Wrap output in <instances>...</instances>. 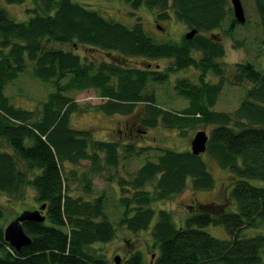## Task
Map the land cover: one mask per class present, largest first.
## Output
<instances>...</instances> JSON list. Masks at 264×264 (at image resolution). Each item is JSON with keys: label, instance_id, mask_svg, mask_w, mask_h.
<instances>
[{"label": "trees", "instance_id": "16d2710c", "mask_svg": "<svg viewBox=\"0 0 264 264\" xmlns=\"http://www.w3.org/2000/svg\"><path fill=\"white\" fill-rule=\"evenodd\" d=\"M129 1L134 7L147 5L158 19L168 18L173 9L179 20L198 32L190 39L185 34L180 42H157L142 21L130 27L75 0H41L46 12L35 10L22 22L0 7V140L12 150L0 148V192L15 196L21 189L32 187L40 206L46 205L44 222L23 223L32 242L20 250L5 238L1 223L5 214L0 209V264H110L94 248L95 243L108 242L117 234L118 225L106 214L105 196H74L71 183L78 178L90 195L91 173L116 170L121 160L140 156L152 147L93 139L91 131L73 128L70 119L72 113L89 109L130 114L139 102L146 103L142 120L146 126L162 122L179 131L199 125L211 127L206 152L234 179L230 195L235 209H225L228 202L219 210L200 203L180 225L170 211L159 210L151 231L153 246L159 252L153 255L152 264H264V233L244 235L246 229L264 223V184L254 182L264 181V71L252 62L239 61L234 81L252 86L234 111L214 109L228 76L219 60L225 55V46L211 32L222 28L227 18L231 19L228 33L238 24L235 16H229L230 1ZM254 2L264 34V0ZM52 10L54 13L49 12ZM51 42L88 45L124 58H169L173 65L167 69L139 68L97 57L90 60ZM30 64L34 75L55 87L38 110L15 105L5 93L6 85ZM190 66L201 70L199 81L183 77L175 85L188 105L181 110L158 106L156 93L149 92L150 84L164 83L172 72ZM209 71L219 77L217 82L206 79ZM88 89L105 101L81 105L71 95ZM154 149L159 152L155 159L147 158L132 179L122 177L119 182L124 193L119 225L134 232L150 227L156 214L152 203L181 193L189 179L196 190L215 186L202 154ZM83 160L90 161L91 172L78 176L75 169L64 171V162L80 164ZM210 224L223 225L230 237L214 236L205 229ZM123 264L146 263L143 253L136 251Z\"/></svg>", "mask_w": 264, "mask_h": 264}, {"label": "rangeland", "instance_id": "374dc122", "mask_svg": "<svg viewBox=\"0 0 264 264\" xmlns=\"http://www.w3.org/2000/svg\"><path fill=\"white\" fill-rule=\"evenodd\" d=\"M88 8L97 10L103 16L126 24L132 27L136 22L142 21L145 30L157 42H180L186 33L191 31L170 9L168 18L158 19L156 12L147 5L134 7L129 0H75ZM230 17L233 15L231 0ZM247 16L245 23H238L231 33H228L231 19L227 18L222 28L214 29L211 33L220 37L225 46V55L220 62L225 64L226 75L228 76L219 99L214 106L215 110L234 111L246 95V90L252 86L250 83L238 84L233 77L237 71L236 64L239 61L252 62L259 70L264 71V34L260 26V17L258 15L254 0H241ZM0 7L5 8L10 17L16 21H28L34 11L46 12L41 6V0H24L21 3H8L6 0H0ZM54 13V10L49 11ZM228 16V17H229ZM242 43V44H240ZM52 46L62 47L66 50H74L84 58L93 60H112L121 61L132 67L167 69L173 65V59L157 58L145 59L140 56L124 58L115 54L113 51L100 52L97 49L90 48L88 45L51 42ZM96 58V59H97ZM201 70L195 66H190L184 70L172 72L169 80L164 83H152L149 92H155L157 105L165 109L181 110L188 105V100L178 94L175 85L179 78L187 77L194 82H198ZM206 79L217 82L219 77L209 71ZM55 87L52 82L44 81L34 75L33 65L20 73V76L5 87V93L11 97V101L20 107L29 110H38L41 101H44L48 94L54 91ZM71 95L81 105L87 103L98 104L105 101L99 97L95 90L88 89L82 92H71ZM146 112V103L139 102L136 104L134 111L130 114H105L96 109L86 111H77L72 113L70 125L79 130H89L93 134V139L99 140H116L123 144H133L139 147H152L143 151L140 156H131L121 160L119 167L115 169L106 168L101 174H93V193L86 194L81 182L73 180L71 183V194L80 196L84 199H93L94 197L105 196L106 214L110 220L114 221L117 226L116 236L105 243H95L96 252L104 256L110 264H116L115 257L119 256L120 264L130 254L141 251L146 264H152L155 260L156 250L152 228L157 220L160 209L170 211L174 220L180 225L190 213L198 209L201 204L206 207L219 210L220 205L228 202L225 209H235L236 204L231 201L230 192L233 188V180L229 170L223 169L216 160L207 152L203 153V158L208 165L209 171L214 175L215 186L212 189L196 190L191 185V179L188 180L187 187L179 194L173 195L163 200H157L152 203L155 209V217L147 230L134 232L125 226L119 225L124 207L120 205V199L124 196L123 188L120 185V179L126 177L132 179L137 170L144 164L147 158L155 159L159 152L154 148H171L177 151L191 150V143L195 134L199 130H205L208 134L211 127L199 125L189 127L184 131L175 128H169L158 122L156 126H146L142 123ZM126 125L134 128L127 132H121V129L127 128ZM0 148L10 150L7 145L0 140ZM136 148V149H137ZM123 153H126L122 148ZM148 155V157H146ZM124 156V154H123ZM23 162H20V164ZM21 166L25 169L26 165ZM64 171H78V176L84 172H91L90 161L83 160L80 164L70 162L63 163ZM108 177H112L108 179ZM258 184H264V181L255 180ZM151 188L150 185H147ZM36 192L32 187L21 189L15 196L0 192V209H3L5 218L1 219L4 227L16 218L24 210H34L39 208L40 203L35 197ZM224 204V205H225ZM234 204V207L231 208ZM229 209V210H230ZM214 236L221 239H228L230 234L227 229L220 224H210L205 228ZM244 235L264 233V223L256 228H248ZM153 255H155L153 257ZM264 255V253H263Z\"/></svg>", "mask_w": 264, "mask_h": 264}, {"label": "water", "instance_id": "95a60500", "mask_svg": "<svg viewBox=\"0 0 264 264\" xmlns=\"http://www.w3.org/2000/svg\"><path fill=\"white\" fill-rule=\"evenodd\" d=\"M233 13L238 23H245L247 16L241 0H231ZM198 32L197 29H192L186 34V38L190 39ZM209 134L205 130H199L191 143V151L195 155H201L207 150V143L209 141ZM46 205L43 204L40 208L34 210H24L16 218L10 221L4 228V235L8 242L13 245L17 250H20L23 246H27L32 242L31 237L26 233L23 227L25 221H37L44 222L46 216L43 211ZM120 257L116 256V264H120Z\"/></svg>", "mask_w": 264, "mask_h": 264}, {"label": "flooded vegetation", "instance_id": "af4514ba", "mask_svg": "<svg viewBox=\"0 0 264 264\" xmlns=\"http://www.w3.org/2000/svg\"><path fill=\"white\" fill-rule=\"evenodd\" d=\"M126 127H127V128H125V129H121V132H122V131H123V132L125 131V132H127V133H128L130 130H131V132H133V131H134V128H131V126H129V125H126Z\"/></svg>", "mask_w": 264, "mask_h": 264}]
</instances>
